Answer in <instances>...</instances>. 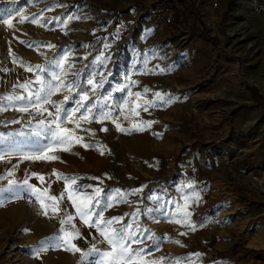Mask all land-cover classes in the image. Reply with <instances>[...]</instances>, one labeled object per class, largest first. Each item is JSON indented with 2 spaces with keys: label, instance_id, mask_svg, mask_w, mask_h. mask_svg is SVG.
Masks as SVG:
<instances>
[{
  "label": "rangeland",
  "instance_id": "374dc122",
  "mask_svg": "<svg viewBox=\"0 0 264 264\" xmlns=\"http://www.w3.org/2000/svg\"><path fill=\"white\" fill-rule=\"evenodd\" d=\"M166 8L173 23H164ZM64 53L67 79L83 89L103 74L91 99L112 119L94 113L80 128L61 121L83 138L63 151L69 145L39 123L52 117L27 99L0 100V264H96L110 250L54 169L82 193L102 190L94 219L96 211L120 218L112 227L134 234L144 264H264V0H0V98L27 97L16 85L59 74L53 61ZM97 56L103 63H92ZM35 65L46 71L26 70ZM49 147L57 159H24ZM32 185L64 197L56 204ZM71 244L81 251L66 250ZM93 245L100 254H88Z\"/></svg>",
  "mask_w": 264,
  "mask_h": 264
},
{
  "label": "snow or ice",
  "instance_id": "6c2138e0",
  "mask_svg": "<svg viewBox=\"0 0 264 264\" xmlns=\"http://www.w3.org/2000/svg\"><path fill=\"white\" fill-rule=\"evenodd\" d=\"M28 17L21 16L20 17V23H24ZM32 23H40L38 19L35 18V16L31 20ZM4 23L7 24L9 27H11V23L9 20H4ZM66 23V21H65ZM21 43H25L24 41H21ZM31 47V45H28ZM47 47H54L51 44L46 45ZM107 47V45H106ZM59 68L60 72L57 74L56 72H53L51 75V79L45 80L42 78V76L37 75L35 78V81H25L24 83L18 84L16 86L23 88L27 91V97L23 96H6L3 98H0V100H24L27 99L28 103L32 105L33 111H35L37 114H43L47 113L48 116L52 117L50 121H45L41 119L39 123L41 125L47 124V131L52 133V136L55 139L56 145H64L68 144L69 147H63L60 150L63 151H69L70 146L73 143V141L76 144H81L83 141L82 137H78L74 135V130L63 127L62 122L64 123H72L75 124L76 128H80L81 122L89 121L90 119L95 118L94 113H100L102 115L103 119H112L109 113L103 112L102 108L100 107V101L97 99L95 102L91 99L92 96H96L98 93V90L100 88H103L104 84V76L102 73L97 72L96 76L100 77L99 82L95 78H89L87 80V84L92 86L90 90L83 89L78 82L75 80L69 81L67 79L68 73L65 72V68H71L72 65L68 62V53H64L63 56L60 57L58 61H53ZM93 64L96 63H103L101 60V56H97L95 60L92 62ZM87 68V66H86ZM86 68L82 71H86ZM27 71H46V69L43 68L41 65H35L29 66ZM76 74L73 73V76ZM35 84L36 90H32V85ZM15 87V86H14ZM67 90L69 94L64 95L63 99L60 101H54L51 99V96L55 92H62L64 90ZM145 92L148 91L147 88L144 89ZM74 94V95H73ZM138 99H142L141 93L137 92L134 94ZM74 96H78L79 99H75V107L74 108H66L62 107L63 105L68 104V102L74 100ZM156 99H163L162 94L157 92L155 93ZM105 101L108 99L107 97L103 98ZM34 101V103H33ZM146 104H150L151 101H146ZM48 105H51L55 112H50L48 109ZM107 106L106 104L104 105ZM139 107V105H137ZM0 110H3V104L0 103ZM21 112H28V107H20L18 109ZM131 112L135 115H138L136 108L130 109ZM143 111H148V107H143ZM77 113H80L79 117L77 118ZM97 122H100V120H97ZM115 123V120H113ZM148 126H150L151 123L154 122H146ZM55 124V131H53L51 125ZM116 128L119 131H124L122 126L119 123H116ZM101 131H107L106 128H102ZM85 147H91L89 144H84ZM57 149L55 147H49L47 149L46 154L44 155H26L24 156V159L29 160H55L58 157L55 155L47 154L51 152H55ZM103 154V153H101ZM2 158V157H0ZM11 174V173H9ZM53 174L57 176V179H65V189L64 192L68 194L67 198L72 202V204L76 207L77 214L79 217L83 220L85 224H88L90 226H96L97 230L100 232L101 237H103V240L110 246L109 251H104L102 255V259L98 260L96 264H144L143 261L140 260L141 252L132 249L130 238L134 235L133 233L125 232V230L121 228L112 227L114 223H117L120 218L112 217L111 219L102 220L99 219V217H102L103 213L102 211H96L95 212V219L92 215L94 212V208L96 205L101 204L100 196H101V189L99 187L95 188L94 194L89 195L87 193L80 192V186L76 184L75 179H71L70 184L67 180V178L63 177L61 174H58L56 170H53ZM34 176H37L41 181L44 180V177L42 175H39L37 173H33ZM9 183H13L12 181H9ZM25 185L28 184V181L25 180L23 182ZM34 192L41 193V195H44L48 200H51L53 202H56L58 204L59 200L63 199L64 193H61L59 197L55 195H50L48 192V188H45L43 192H41V189L36 188V186L32 185ZM90 187V186H86ZM115 192L117 194H120L121 190L116 189ZM39 198V197H38ZM114 197L109 196L106 207H112V200ZM42 208L44 207L43 201H41ZM53 213L59 212L60 209L58 206H55L52 208ZM47 214V212H45ZM69 220L71 217L68 218ZM187 223L188 221H184ZM61 223H65L64 220H61ZM177 223H181V221H177ZM131 226L129 225V228ZM182 235L184 233H181ZM66 236H70V234H66ZM134 242V241H132ZM66 243H71L70 239H66ZM179 243V241H177ZM66 250L76 251L80 252L81 249H79L75 244H71V248H68ZM97 253L100 254V249H98L95 245L92 246V248L89 250L88 254ZM164 258H161V261H163ZM151 264H161V262L158 261H152Z\"/></svg>",
  "mask_w": 264,
  "mask_h": 264
},
{
  "label": "built area",
  "instance_id": "2783aa9c",
  "mask_svg": "<svg viewBox=\"0 0 264 264\" xmlns=\"http://www.w3.org/2000/svg\"><path fill=\"white\" fill-rule=\"evenodd\" d=\"M163 20L164 23H173V21L175 20V10H173L172 8H166L163 12Z\"/></svg>",
  "mask_w": 264,
  "mask_h": 264
},
{
  "label": "bare ground",
  "instance_id": "6f19581e",
  "mask_svg": "<svg viewBox=\"0 0 264 264\" xmlns=\"http://www.w3.org/2000/svg\"><path fill=\"white\" fill-rule=\"evenodd\" d=\"M207 25L213 30L214 29V27H215V25H214V22H213V18H208L207 19ZM254 85L255 86H257V85H259V86H261L258 82L257 83H254ZM250 123V122H249ZM253 123H255V121H252V123L251 124H253ZM248 124V123H247ZM250 124V125H251ZM247 128H249V127H247Z\"/></svg>",
  "mask_w": 264,
  "mask_h": 264
}]
</instances>
